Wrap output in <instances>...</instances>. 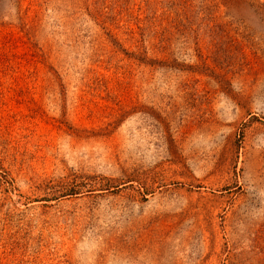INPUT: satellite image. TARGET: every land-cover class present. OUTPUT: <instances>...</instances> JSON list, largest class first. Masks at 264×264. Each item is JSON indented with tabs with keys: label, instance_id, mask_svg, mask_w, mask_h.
<instances>
[{
	"label": "rangeland",
	"instance_id": "374dc122",
	"mask_svg": "<svg viewBox=\"0 0 264 264\" xmlns=\"http://www.w3.org/2000/svg\"><path fill=\"white\" fill-rule=\"evenodd\" d=\"M0 264H264V0H0Z\"/></svg>",
	"mask_w": 264,
	"mask_h": 264
}]
</instances>
